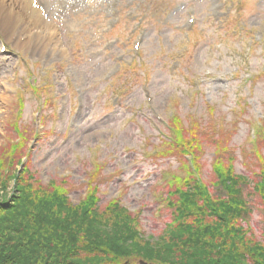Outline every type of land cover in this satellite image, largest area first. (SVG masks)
<instances>
[{
  "label": "rangeland",
  "instance_id": "1",
  "mask_svg": "<svg viewBox=\"0 0 264 264\" xmlns=\"http://www.w3.org/2000/svg\"><path fill=\"white\" fill-rule=\"evenodd\" d=\"M41 2L63 53L49 44L43 54L13 47L0 54V156L19 142L14 127L27 131L20 172L29 169L45 189L63 186L73 205L91 191L100 209L117 201L151 244H166L176 198L168 194L184 188L187 176L220 199L225 191L213 189V166L223 164L249 182L244 195L251 191L259 178L255 155L264 157L259 138L252 142L264 136V0H219L214 20L209 0H112L110 14L107 2L94 9L66 3L59 11L54 0ZM188 6L197 18L189 40L182 26ZM140 30L141 52L131 62L130 42ZM43 86L44 95L31 91ZM173 119L184 140L194 135L202 146L200 172L188 167L187 154H170ZM221 135L231 136L223 144L232 160L214 163L221 151L209 140ZM12 189L13 183L7 196ZM244 198L251 214L237 224L264 246V213L258 199Z\"/></svg>",
  "mask_w": 264,
  "mask_h": 264
},
{
  "label": "trees",
  "instance_id": "2",
  "mask_svg": "<svg viewBox=\"0 0 264 264\" xmlns=\"http://www.w3.org/2000/svg\"><path fill=\"white\" fill-rule=\"evenodd\" d=\"M174 122L170 154H194L196 171L200 172L202 146L194 135L184 140L179 120ZM14 130L19 142L0 156V264H130L133 258L155 264H264V246L248 238L254 237L250 229L245 233L237 224L247 221L251 214L244 196L258 199L264 213V157L259 153L255 155L259 178L252 182L247 195L244 187L249 182L232 176L231 169L223 168V164L213 166L217 173L213 187L221 186L223 198H212L188 176L182 179L184 188L168 194L169 199L176 197L170 206L177 223L174 221L167 230L165 245L163 241L151 244L142 240L135 219L117 201L111 200L100 209L91 191L73 205L63 186L45 189L29 169L24 167L20 172L16 165H20L27 131ZM220 138L209 140L221 151L213 157L214 163L232 160L223 144L230 142L231 136ZM257 145L264 147L263 133ZM11 183L13 193L7 196Z\"/></svg>",
  "mask_w": 264,
  "mask_h": 264
},
{
  "label": "bare ground",
  "instance_id": "3",
  "mask_svg": "<svg viewBox=\"0 0 264 264\" xmlns=\"http://www.w3.org/2000/svg\"><path fill=\"white\" fill-rule=\"evenodd\" d=\"M64 3H75L82 8L93 9L98 2H84L83 0H54V9H60ZM109 6H111L109 4ZM108 13V10H105ZM110 12V11H109ZM0 35L4 42L10 43L11 36L24 38L23 43L15 41L13 48H26L27 51H40L51 44L57 52L63 53L58 47L55 27L46 20L44 6L39 0H0ZM18 37V38H19Z\"/></svg>",
  "mask_w": 264,
  "mask_h": 264
},
{
  "label": "water",
  "instance_id": "4",
  "mask_svg": "<svg viewBox=\"0 0 264 264\" xmlns=\"http://www.w3.org/2000/svg\"><path fill=\"white\" fill-rule=\"evenodd\" d=\"M139 264H145L144 262H140Z\"/></svg>",
  "mask_w": 264,
  "mask_h": 264
}]
</instances>
